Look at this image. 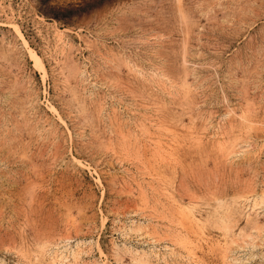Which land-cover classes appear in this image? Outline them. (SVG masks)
I'll return each mask as SVG.
<instances>
[{
	"label": "rangeland",
	"instance_id": "374dc122",
	"mask_svg": "<svg viewBox=\"0 0 264 264\" xmlns=\"http://www.w3.org/2000/svg\"><path fill=\"white\" fill-rule=\"evenodd\" d=\"M263 227L264 0H0V264H264Z\"/></svg>",
	"mask_w": 264,
	"mask_h": 264
},
{
	"label": "bare ground",
	"instance_id": "6f19581e",
	"mask_svg": "<svg viewBox=\"0 0 264 264\" xmlns=\"http://www.w3.org/2000/svg\"><path fill=\"white\" fill-rule=\"evenodd\" d=\"M15 30L18 32V30H17V28H15ZM23 44L24 45H26V43H25V41L23 40ZM32 58H33V60L37 63V57H36V55H34V54H32ZM257 202V201H256ZM255 202V203H256ZM257 206V205H256ZM228 220V219H227ZM229 222V221H228ZM247 222V221H246ZM232 224V223H231ZM231 228V227H230ZM262 228V227H261ZM264 228V227H263ZM225 230V229H224ZM235 234V233H234ZM237 237V236H236ZM239 237V236H238ZM241 237V236H240ZM231 242V241H230ZM233 243V242H232ZM237 243V242H236ZM75 255V254H74ZM75 259V258H74ZM230 262V261H229ZM233 262V261H232ZM238 262H239V260H238ZM239 264V263H238ZM242 264V263H241Z\"/></svg>",
	"mask_w": 264,
	"mask_h": 264
}]
</instances>
